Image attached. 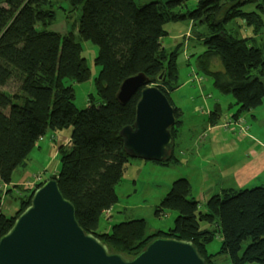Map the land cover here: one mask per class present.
<instances>
[{
	"label": "trees",
	"instance_id": "1",
	"mask_svg": "<svg viewBox=\"0 0 264 264\" xmlns=\"http://www.w3.org/2000/svg\"><path fill=\"white\" fill-rule=\"evenodd\" d=\"M68 2L78 10L70 33L60 38L49 30L55 6ZM0 0V182L10 183L17 168H25L37 142L54 140L50 131L70 129L69 146L61 145L56 178L63 195L76 208L82 227L106 243L111 252L127 257L138 254L155 237L191 240L208 264H219L227 257L230 264H264V184L243 188H222L206 202L205 210L192 195L188 179L175 180L157 206L177 211L174 227L149 233L145 218L112 224L102 230V216L119 200L116 191L131 157L124 150L121 130L133 125L141 89L121 105L116 93L122 80L144 72L158 85L174 106L176 123L182 125L183 112L171 98L179 87L177 58L182 44L170 49L164 45L166 24L189 21L203 43L200 68L209 72L224 94L232 93L237 111L253 109L264 102V40L257 36L234 39L224 24L236 18L259 27L264 24V0ZM249 6L256 10L246 11ZM199 25L205 31L196 32ZM99 48L95 77L96 95L88 97L85 108L75 103V91L67 79L84 81L90 69L82 54V41ZM165 71L163 81L157 77ZM218 110L210 121L215 124ZM174 146L169 158L175 159ZM22 198L15 216L2 213L0 189V238L30 204L42 180ZM49 178V179H50ZM12 191L9 188L8 192ZM107 217V216H105ZM207 223L209 226L203 227ZM222 243L216 253L208 245L217 234ZM249 244L242 251V244Z\"/></svg>",
	"mask_w": 264,
	"mask_h": 264
},
{
	"label": "rangeland",
	"instance_id": "2",
	"mask_svg": "<svg viewBox=\"0 0 264 264\" xmlns=\"http://www.w3.org/2000/svg\"><path fill=\"white\" fill-rule=\"evenodd\" d=\"M151 1L164 2L167 0H136V3L143 5ZM194 5L195 0H189L183 9L193 8ZM256 9L255 6H249L246 11ZM55 11V19L47 27L49 30L56 31L62 39L71 31V25L77 19L79 11L71 12V7L66 1H60L55 6ZM262 16L264 20V14ZM190 25L189 21L167 23L165 28L169 31V35L163 39V42L173 49L178 43H183L177 58L179 87L171 94L173 101L184 110L183 124L177 129L179 143L176 147V157L166 165L131 158L123 180L117 186L119 200L114 205L111 214L113 218L109 221V217L112 216L105 217L103 215L102 230H108L112 224L121 221L145 218L149 233L157 230L168 231L174 227L177 211L165 209L159 213L156 210L175 180L188 179L192 186V195L199 201V209L205 210V202L215 192L220 191V188H241V185L237 184L233 177L235 168L252 157L255 146L264 145V102L253 109L243 111L241 113L243 120L240 117L237 118L239 124L229 120L235 119L233 117L237 111L235 98L232 93L220 92L214 84L213 76L200 68L199 55L204 51V46ZM224 29L234 39L257 36L258 41L264 40L263 23L259 27L260 33L255 31L254 25L247 24L242 18L228 21L224 24ZM195 30L203 32L205 27L199 25ZM172 36L177 39H173ZM186 43L189 45L187 46ZM98 51L99 48L96 44L90 40H83L82 54L90 69L89 77L81 82L67 79V83L72 84L74 88V103L78 108L87 107L88 97L91 94L96 95L95 77L100 69V66L96 64ZM211 109L218 110L219 117L214 127L208 131V137L203 138L202 142H198L200 135L204 133V131L200 132L201 128L206 125ZM240 120L243 121V126L248 127L249 133L243 132ZM226 123L228 126L225 125ZM236 126H238L237 130ZM57 134L58 140L55 144L49 147L43 146L41 150L34 147L31 154L39 151L36 156L32 157L31 155L32 159L26 170L28 178L25 177L24 182L15 183L21 177L20 173L16 172L19 169L17 168L11 179L14 185H11L10 182L0 186L3 193L1 211L6 216L13 217L18 213L21 199L27 198L38 182L34 180L35 176L41 173L42 179L46 180L51 175L59 173V169L56 170L58 165L60 166L58 145L62 141L63 145L69 146L67 138L70 137V133L69 129L64 128L58 130ZM261 184H264V170L249 181L245 187ZM9 188H12V191L8 192ZM202 226L206 227L209 224L203 223ZM221 243L222 237L218 232L208 245V252H218ZM248 244V241L243 242L242 251ZM219 264H230V260L227 257L221 258Z\"/></svg>",
	"mask_w": 264,
	"mask_h": 264
},
{
	"label": "water",
	"instance_id": "3",
	"mask_svg": "<svg viewBox=\"0 0 264 264\" xmlns=\"http://www.w3.org/2000/svg\"><path fill=\"white\" fill-rule=\"evenodd\" d=\"M165 71L157 80L163 81ZM141 89L133 125L122 128L124 150L131 158L163 162L174 146V106L144 72L122 80L116 100L125 105ZM0 264H208L191 240L158 236L135 256L111 252L87 232L75 205L56 178L37 187L30 204L0 238Z\"/></svg>",
	"mask_w": 264,
	"mask_h": 264
},
{
	"label": "crops",
	"instance_id": "4",
	"mask_svg": "<svg viewBox=\"0 0 264 264\" xmlns=\"http://www.w3.org/2000/svg\"><path fill=\"white\" fill-rule=\"evenodd\" d=\"M191 25H192V23H191ZM191 25H190V27H191ZM70 33V32H69ZM68 33V34H69ZM167 37H168V35H169V31H167ZM67 34V35H68ZM166 37V36H165ZM172 38L173 39H177V38H174V36H172ZM170 45H171V43H169ZM179 44H182L183 45V43H178L177 45H179ZM164 45L166 46V47H168V48H170V49H173V48H171V47H169V46H167L165 43H164ZM186 45L188 46L189 45V43H186ZM175 48V47H174ZM182 48V47H181ZM177 89V88H176ZM175 89V90H176ZM172 94V93H171ZM171 96V95H170ZM173 100V99H172ZM174 102V101H173ZM175 103V102H174ZM175 105L177 106V107H179V108H181L180 106H178L176 103H175ZM181 110H182V112H183V114H184V110L181 108ZM213 110H215V109H211V111L209 112V114H208V120H207V123H206V125L204 126V127H202L201 128V131L200 132H202V131H204V133L202 134V135H200V137H199V139H198V142H202V139L203 138H207L208 137V131L210 130V128L212 127H214V124L210 121V116H211V114H212V112H213ZM238 117H240L241 118V114H240V116H238ZM242 120H243V118H241ZM183 120V119H182ZM236 120H238V119H234L233 121H236ZM183 124V123H182ZM237 124H239V123H237ZM207 128V129H206ZM228 128V127H227ZM177 129L178 128H175L174 130H173V134H174V137H175V149H174V153H175V156H176V147L178 146V141H177V139H178V131H177ZM206 129V130H205ZM238 129V126H236V130ZM248 131H249V129H248ZM247 131V132H248ZM233 132V131H232ZM235 132V131H234ZM69 133H70V129H69ZM239 133V132H238ZM249 133V132H248ZM49 134H53V135H55L54 137V140H49V139H46L47 140V142H45L46 140H43V141H39V142H37V144H36V148H38L39 150H41L42 149V147L43 146H46V147H49V146H51V145H53V144H55L56 143V141L58 140V134H57V131H50L48 134H47V136L49 135ZM234 134V133H233ZM240 134V133H239ZM70 136V135H69ZM69 138L70 137H68L67 138V140L69 141ZM61 145H63L62 144V141L60 142V144L58 145V148H59V146H61ZM38 150V151H39ZM38 151L37 152H34L33 154H31L32 155V157H34V156H36L37 154H38ZM58 154V153H57ZM32 157L30 156V160L32 159ZM27 167H28V165L25 167V168H19V169H17L16 170V172L17 173H20V180L19 181H17V182H15V183H20V182H24L25 180H23L25 177H27L28 178V172L26 171L27 170ZM59 165H58V167H57V169L56 170H58L59 169ZM46 170V169H45ZM55 170V171H56ZM264 170V145L263 144H258L257 146H255V148L253 149V152H252V157H250V159H248V160H246L244 163H242V164H240L239 166H237L236 168H235V171H234V174H233V177L235 178V182L237 183V184H240L241 185V188H243V187H245V186H247L246 184L249 182V181H251L252 179H254L256 176H258V174L260 173V172H262ZM54 171V172H55ZM33 174H36V173H33ZM32 174V175H33ZM27 180V179H26ZM43 180V179H42ZM3 184H5V183H3V182H0V186H3ZM11 185H14V182H13V180L11 181V183H10ZM121 184V183H120ZM119 184V185H120ZM222 188H229V187H222ZM222 188H220V190L222 189ZM232 188H235V187H232ZM116 191H117V188H116ZM219 192V191H218ZM215 193H217V192H215ZM118 194V193H117ZM194 197V196H193ZM114 207L115 206H113L112 208H110L109 210H107L105 213H104V216H107V217H109L111 214H112V212H113V210H114ZM112 217H109V221L111 220V218H113V215H111ZM103 217V216H102ZM157 231H160V230H157ZM163 231V230H162ZM154 232H156V231H154Z\"/></svg>",
	"mask_w": 264,
	"mask_h": 264
},
{
	"label": "built area",
	"instance_id": "5",
	"mask_svg": "<svg viewBox=\"0 0 264 264\" xmlns=\"http://www.w3.org/2000/svg\"><path fill=\"white\" fill-rule=\"evenodd\" d=\"M229 120L233 121L234 119H229ZM238 121H239V120H236V121H233V122H234V123H238ZM242 122H243V121L240 120V125L243 127L242 130H243V132H244V131L247 132L248 127L243 126V125H242ZM225 125L228 126L227 123H226ZM243 134L245 135V133H243ZM39 179H40V176H35V179H34V180H37V181H38Z\"/></svg>",
	"mask_w": 264,
	"mask_h": 264
}]
</instances>
